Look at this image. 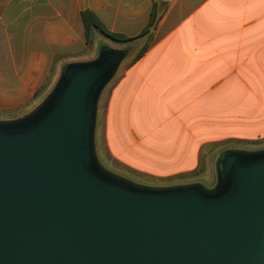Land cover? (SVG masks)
Listing matches in <instances>:
<instances>
[{"label": "crops", "instance_id": "crops-1", "mask_svg": "<svg viewBox=\"0 0 264 264\" xmlns=\"http://www.w3.org/2000/svg\"><path fill=\"white\" fill-rule=\"evenodd\" d=\"M155 2L161 18L139 37ZM94 21L139 43L99 98L109 165L169 178L196 171L209 145L264 141V0H0V119L97 57L93 35H107Z\"/></svg>", "mask_w": 264, "mask_h": 264}, {"label": "water", "instance_id": "water-1", "mask_svg": "<svg viewBox=\"0 0 264 264\" xmlns=\"http://www.w3.org/2000/svg\"><path fill=\"white\" fill-rule=\"evenodd\" d=\"M125 57L71 62L34 109L0 119V264H264V148L224 150L210 188L102 162L99 98Z\"/></svg>", "mask_w": 264, "mask_h": 264}, {"label": "rangeland", "instance_id": "rangeland-1", "mask_svg": "<svg viewBox=\"0 0 264 264\" xmlns=\"http://www.w3.org/2000/svg\"><path fill=\"white\" fill-rule=\"evenodd\" d=\"M93 46L94 53L91 56H98L100 51L104 46L111 47V48H118L123 50H129L130 54H135L139 49L138 42H124V41H116L107 36L101 34H94L93 35ZM61 77V76H60ZM60 79V78H59ZM58 82L53 83V86ZM98 107L103 110L105 107V100H102L101 104ZM101 131V129H100ZM102 133L96 131V147L99 154V157L103 161V163L113 170L116 173H119L138 184H145V185H152L154 187H165L170 186L171 184L176 183H191V182H199L204 184L206 187H215L218 181V174H217V160L220 154L227 149L230 148H244V149H258L264 148V141H257L253 144L246 143V142H220L218 144L209 145L204 148L203 156L201 157V164L199 168L190 173L176 175L169 178H157L149 175L140 174L138 172H133L127 168L121 167L116 162L112 161L111 165H109L104 159H102L101 154H106V149L103 148L104 141L101 139ZM101 149V150H100Z\"/></svg>", "mask_w": 264, "mask_h": 264}, {"label": "trees", "instance_id": "trees-1", "mask_svg": "<svg viewBox=\"0 0 264 264\" xmlns=\"http://www.w3.org/2000/svg\"><path fill=\"white\" fill-rule=\"evenodd\" d=\"M84 15L86 17V12L84 13ZM160 18H161V14H159V12H158V5L155 2L153 4V8H152V11H151V17H150L149 23L143 29V31L141 32V34L139 35V37L140 36H144L146 34H149L152 31V29L157 25V23L159 22V19ZM92 24L95 25V26H97L98 28H100L101 31H103L107 36H109V37H111V38H113L114 40H117V41L132 42V41L136 40V38L138 37V36L137 37H129V36H126V35H123V34H120V33L111 32V31L107 30L98 21H94ZM86 25H87V30H88L89 24L86 23ZM149 40H147V42L141 47V49L136 54V56L134 57V59H133L132 62L136 61L138 58H140L143 55V53L145 52V50L147 49V47L149 45ZM127 53H128V51H127Z\"/></svg>", "mask_w": 264, "mask_h": 264}]
</instances>
